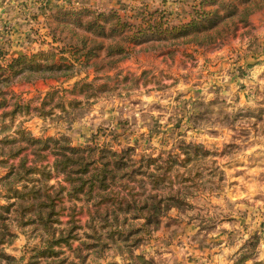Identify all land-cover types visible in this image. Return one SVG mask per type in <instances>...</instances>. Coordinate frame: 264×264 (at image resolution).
<instances>
[{"label":"rangeland","instance_id":"374dc122","mask_svg":"<svg viewBox=\"0 0 264 264\" xmlns=\"http://www.w3.org/2000/svg\"><path fill=\"white\" fill-rule=\"evenodd\" d=\"M202 1L2 0L0 10H10L0 14L1 67L39 54L48 56V63L74 68L11 75L9 80L10 73L0 71V140H19L0 144V207L15 201L3 178L23 158L39 171L16 188L68 186L54 170L53 151L37 152L25 135L76 148L131 149L136 160L154 159L149 170L156 173L165 166L163 160L178 157L181 165L156 186L136 174L109 187L108 198L142 199L149 192L165 198L178 192L185 203L165 209L157 228L146 225L136 209L118 211L121 227L127 234L135 231L140 240L133 252L153 264H235L242 257H248L243 264H264V0L209 1L206 11H217L221 18L200 21L204 33L199 44L187 37L158 40L152 35L135 43L117 34L95 39L88 60L92 43L77 52L69 42L72 32L89 39L73 24L94 14L117 13L122 22L133 24V32L159 22L164 30L197 19L194 9ZM60 9L70 12L63 16L67 28L60 24L63 33L57 37L52 29ZM118 46L127 51L116 52ZM193 146L198 153L187 162L184 152ZM47 173L51 176L43 181ZM82 198H63L65 209L55 226L68 227L72 214L79 239L55 246L60 252L55 256L45 252L48 244L37 230L21 226L11 211H4L10 236L1 245L0 264H131L120 238L108 240L106 247L87 245L92 243L88 225L101 227L103 221L92 220L98 198ZM105 203L99 207L115 210Z\"/></svg>","mask_w":264,"mask_h":264},{"label":"trees","instance_id":"16d2710c","mask_svg":"<svg viewBox=\"0 0 264 264\" xmlns=\"http://www.w3.org/2000/svg\"><path fill=\"white\" fill-rule=\"evenodd\" d=\"M209 1H214L213 3L216 2V0H203L199 4V8L194 9V16H196L197 19H194L191 23L182 25L179 28L173 27L166 28L164 30L157 27L158 25L163 24L162 22H159L157 26L149 25L145 28L139 27L138 30L133 32V24L122 22L121 17L117 13L110 12L109 16L105 13L94 14L91 15V17H88L89 19H86L85 22L77 21L73 24L75 31H81L89 34L90 40L88 38L80 39L77 37L75 32H72L69 42L77 52H80V50L87 47L88 42L92 43L90 51L86 54L88 60H90L93 50L97 47L95 39L108 38L107 40H110L117 34H122L123 37H126L135 43L139 42L141 38L143 39L152 35L154 39L158 40H178L179 38L187 37L190 38L191 41L199 44L200 41H202L200 39L201 35L204 33L202 32L204 28H202L200 21L208 16H215L217 19L221 18V13L217 11H206L205 5ZM69 12L70 11H67L66 9H60L57 11L56 21H59V23L54 29H52V34L54 36L58 37L60 35L59 32L63 33L60 31V24L61 26L67 28L65 26V22L63 21V16L69 14ZM107 17L108 19L105 21L106 24H101L100 21L102 19H106ZM65 28L63 29L66 31ZM128 33L131 34L127 36ZM204 37H209V34ZM60 38L65 40L62 36ZM75 38L77 41L72 42ZM110 46L112 45H109V47ZM112 49L114 48L112 47ZM115 50L118 53H125V51H127L125 47L121 46H118ZM39 59L44 60L45 62H40ZM49 60L51 59H49L48 56L42 59V56L39 54L32 57H19L6 69L0 66V71H8V73H10V78L8 77L5 79L9 80L11 79V75H21L22 73L25 75L30 73L39 74L43 72L65 73L63 71L74 68L73 65L70 64H53L51 63L53 60L48 63ZM60 76L70 78L73 77V73L67 75L60 74ZM2 106L3 103L1 102L0 107ZM16 109H18V106L10 112L9 115L15 113L17 111ZM20 135L24 136V134ZM25 136L27 137L29 145L37 146V152L48 150L53 151L55 155L53 163L54 170L56 173H60L64 176V181L69 187L64 185H59L58 187L51 185L47 187L42 186L41 184V186H32L29 188L27 185H24L20 190L16 188L15 185L22 181L32 180L33 174H36L39 170L35 166H28L26 158H23L19 162L18 166L10 165V172L3 178V182L9 187L8 191L12 192V195L10 196L13 197L15 201L7 207H0V248L1 245L6 242L4 237L8 234L10 236L9 228L3 224L5 220L3 212L11 211V213L17 217L15 219L18 224L21 226H32L34 230H37V232L41 234V237L44 240L43 243L48 244V247L45 250L46 253H49L52 256L58 255L60 252L55 251L54 247L62 246V244L70 246L72 243L71 240L79 239L77 228H80L75 224L76 220L73 218L72 214L70 216L71 220L68 223V227L60 228L55 226V224L60 222L58 218L65 209V207L61 204L63 202V198L67 195L70 198L80 200L83 199L82 196H85L87 199H92L95 196L98 198V203H96L98 209L96 211L97 216L93 217L92 220H100V222L103 221V223L101 227L96 226L95 222H91L88 225L91 232L87 235L92 243L87 245L89 247H106L108 240L115 242L117 238H120L121 242L127 245L126 249L132 259L131 264H153L146 257L137 255L133 252V250L137 249L138 245L136 244L140 240L135 238V231L127 234L121 227L118 211L128 212L131 209H136L137 211L143 213V215L140 216H142L146 221V225L153 224L155 228H157L159 224H162L161 214L165 209L170 211L174 208V206L180 208V205L185 203L179 199L178 192H176V196L171 195L165 198L158 197L152 192H149L145 194L142 199H133L132 197L128 199L126 197H122L119 200L118 197L108 198V190L111 184H115L118 180L122 181L124 179H132L136 174L142 176V178H147V181L150 180V183L153 186H156L157 184L163 182L166 177L168 179V171L181 165L182 160L178 157L174 158V160L165 159L162 162L165 166H159L158 172L156 173V171L153 172L149 170V165L154 162V159L141 158V160H136L133 158V154H131V149H126L121 153H118L106 149L99 150L97 147L76 148L68 145L69 143L60 144L58 140H40L31 137L30 135ZM18 141L19 140L17 139L8 140L5 138L0 140V144L2 146H7ZM64 141L67 142L66 139H64ZM186 149L187 151L184 149V153L187 156V162H189L193 154L198 153L199 147L193 146L187 147ZM191 149L192 151H190ZM21 150L22 149H19L14 152L11 156L15 157L19 155ZM36 155L37 158H44V155L42 154L38 153ZM138 161H141V163H137ZM137 164L139 165L138 168L136 167ZM161 171H164V173L160 174ZM41 174L44 175L42 171ZM50 176L51 174L47 173L43 181L50 178ZM123 187L126 188L127 185ZM105 202L114 204L115 210L109 211L108 208L107 210L101 209L99 206L103 203L107 204ZM165 206L166 208L163 209ZM74 208L75 207H73V209ZM111 213L112 216H110ZM247 259L248 257H242L235 264H243ZM11 262H14V259H12ZM53 263L59 264V261L56 260L50 264ZM257 263L259 262H256L255 264Z\"/></svg>","mask_w":264,"mask_h":264},{"label":"crops","instance_id":"0c3cea01","mask_svg":"<svg viewBox=\"0 0 264 264\" xmlns=\"http://www.w3.org/2000/svg\"><path fill=\"white\" fill-rule=\"evenodd\" d=\"M4 1H6V3H8V1H11V2H12V0H4ZM1 2H2V0H0V3H1ZM7 7H9V6H7ZM8 9H9V8H8ZM8 9L5 8V10H6L7 12H9V10H10V9H9V10H8ZM5 10L3 11V8H2V9L0 10V14H1V13L5 14V12H6Z\"/></svg>","mask_w":264,"mask_h":264}]
</instances>
